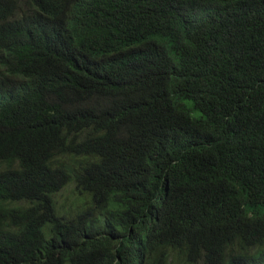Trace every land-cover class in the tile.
Here are the masks:
<instances>
[{
	"label": "trees",
	"instance_id": "1",
	"mask_svg": "<svg viewBox=\"0 0 264 264\" xmlns=\"http://www.w3.org/2000/svg\"><path fill=\"white\" fill-rule=\"evenodd\" d=\"M0 264H264V0H0Z\"/></svg>",
	"mask_w": 264,
	"mask_h": 264
},
{
	"label": "rangeland",
	"instance_id": "2",
	"mask_svg": "<svg viewBox=\"0 0 264 264\" xmlns=\"http://www.w3.org/2000/svg\"><path fill=\"white\" fill-rule=\"evenodd\" d=\"M72 189L73 187L72 186H67L57 197L58 199V202L59 203H62L63 201H66L67 203L66 204H70L73 200H74V197L72 195Z\"/></svg>",
	"mask_w": 264,
	"mask_h": 264
}]
</instances>
